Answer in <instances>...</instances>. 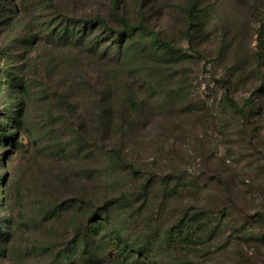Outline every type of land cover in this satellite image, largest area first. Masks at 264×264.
Instances as JSON below:
<instances>
[{
	"label": "rangeland",
	"instance_id": "1",
	"mask_svg": "<svg viewBox=\"0 0 264 264\" xmlns=\"http://www.w3.org/2000/svg\"><path fill=\"white\" fill-rule=\"evenodd\" d=\"M243 1L209 0L213 25L204 20L190 27L183 13L186 0H0V136L14 133L19 144L9 152L0 137V226L7 235L0 239L5 250L0 264H45L53 258L71 264L76 253L68 259L66 250L76 244L80 198L135 190L151 179L157 181L148 208L131 206L145 218L143 226L132 221L133 233L135 227L163 233L186 210H217L221 178L232 181L233 192L242 189L241 216L264 209L263 193L245 191L251 180L264 191V129L249 142L245 136L254 125L241 131L238 117L221 102L220 79L228 76L233 78L229 95L240 104L246 98L260 103L256 96H264L257 92L255 74L247 76L264 2L249 0L244 10L238 5ZM115 14L157 31L180 55L161 57L138 35L118 52L98 29L84 31L76 23ZM219 33L235 43H219ZM241 65L243 75H234ZM107 89L113 96L130 92L143 100L140 117L112 130L108 143L116 144L139 174L111 173L98 186V132L89 104L91 96ZM19 100L21 123L15 128L11 117ZM120 122L116 118L113 126ZM189 176L199 180L201 191L192 189ZM177 180L187 185L165 196L164 184L171 189ZM235 222L218 235L196 231L200 239L189 251L191 264H264V240L247 235L243 241L233 233ZM157 252L162 264H174L167 257L171 252Z\"/></svg>",
	"mask_w": 264,
	"mask_h": 264
},
{
	"label": "trees",
	"instance_id": "2",
	"mask_svg": "<svg viewBox=\"0 0 264 264\" xmlns=\"http://www.w3.org/2000/svg\"><path fill=\"white\" fill-rule=\"evenodd\" d=\"M249 0H244L242 3H238L241 9L246 8V3ZM256 3H263L264 0H254ZM211 2L209 0H186L183 13L184 19L188 26L193 27L197 21H207V24L211 27L213 25ZM244 3V4H243ZM117 7V3L113 4ZM257 6L251 7L252 10ZM260 14V11L255 12L253 15ZM69 19L73 17L66 16ZM109 19V18H108ZM107 18L97 15L91 17L90 20L76 21L81 30L98 29L101 36L110 38L115 44V48L118 52L123 50L124 44H127L129 40L138 35L148 42V47L161 57L174 59L180 55L178 48H175L170 42L163 40L161 35L147 27L145 24L132 23L123 16L115 14L114 18ZM258 29L256 37V47L250 55L249 69L247 76L249 79L251 75L257 77L260 81V86L257 92L259 95H264V20L258 15L256 20ZM215 28V27H214ZM216 33V31H215ZM218 40L221 44L235 43L236 38L231 39L226 33H219ZM245 71L246 66H236L234 69V75H243L242 71ZM233 81L232 77L227 79H220L223 86L224 94L222 96V103L225 108L234 116L239 119V126L241 131L248 132L247 128L252 125L251 131L246 133L245 138L249 142H253V139L258 135L259 130L264 129V96H256L261 98L260 103L254 98L244 99V103L235 99L229 95L230 85ZM130 92L124 96H113V93L109 89L101 92L99 96H91L90 108L93 110L91 113L93 117L91 119V125L94 130L98 132V142L96 159L99 165L98 172V186H101L104 182L106 175L111 173L117 174L120 171H127L132 175L139 174V171L132 162L126 161L122 155L123 151L115 144H108L114 138L112 130H121L123 124L129 121L134 122L140 117L142 111V98L141 96H131ZM18 111L11 119L15 124V128H20V115L22 111L23 102L18 101ZM124 116V117H122ZM252 117H255L252 119ZM120 120L119 124L115 125V119ZM255 119V120H254ZM258 122V123H257ZM257 130V134L255 133ZM256 134V135H253ZM3 145L7 144L11 147L9 152L18 147V142L15 139L14 133L9 135L7 133L1 134ZM108 145H111L110 147ZM264 154V151H262ZM187 181L194 191H201L202 186L199 180L195 176H189ZM157 180H148L144 183L141 182L135 190L123 189L116 192L109 193H94L91 196L88 194L83 195L79 200L80 219L78 227L75 229L74 240L75 245H68L66 250V257L70 259L73 253H76L75 259H70L71 264H162V260H157V251L171 252L167 257L171 259L174 264H191L192 260L189 258V251H193L195 242L199 241L200 236L195 235L196 231L202 234H219L222 228L229 226L232 221H236L234 224V234L242 237L245 241V237L249 235V238H254L256 241L264 240V209L255 210L253 213H248L245 216L239 211L238 203L240 200H246V197L242 192V189H237L238 194L233 192L230 183L225 178L219 180L220 204L217 210L196 208L195 211H184L180 218L166 229L163 233H159L156 230L154 234H145L141 227H135L138 230L136 233L131 232L133 220H140L136 224L144 225L145 218L140 213L134 212L131 209L133 203H139V208L144 211L148 208L151 202V196L149 190L151 186L155 184ZM177 180L174 188H165L164 195L172 196L173 191H177L178 186L184 187L187 185V181ZM166 183V182H164ZM185 183V184H184ZM255 180H251L249 184H246L245 191L254 193H263L264 191L257 188ZM264 185V184H263ZM191 189V188H190ZM194 192L193 194H195ZM264 203V197H263ZM264 207V205L262 206ZM140 211V210H138ZM240 213V214H239ZM218 215L219 217H217ZM147 219V218H146ZM133 221V222H132ZM143 222V223H142ZM254 224H258L262 228L255 232L250 228L254 227ZM250 229V230H249ZM152 232V231H151ZM238 233V234H237ZM6 232L3 230V226H0V239H5ZM232 237V236H231ZM258 239V240H257ZM205 241V239H201ZM255 241V242H256ZM202 242V243H203ZM198 250V249H197ZM3 246L0 247V254H4ZM66 259V258H65ZM63 258H53L49 263L45 264H64Z\"/></svg>",
	"mask_w": 264,
	"mask_h": 264
}]
</instances>
